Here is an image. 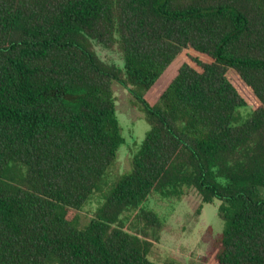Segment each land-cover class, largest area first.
<instances>
[{
    "label": "trees",
    "instance_id": "16d2710c",
    "mask_svg": "<svg viewBox=\"0 0 264 264\" xmlns=\"http://www.w3.org/2000/svg\"><path fill=\"white\" fill-rule=\"evenodd\" d=\"M114 83L150 129L109 185ZM260 188L264 0H0V264H155L163 222L144 205L191 189L221 203L206 264H264Z\"/></svg>",
    "mask_w": 264,
    "mask_h": 264
},
{
    "label": "rangeland",
    "instance_id": "374dc122",
    "mask_svg": "<svg viewBox=\"0 0 264 264\" xmlns=\"http://www.w3.org/2000/svg\"><path fill=\"white\" fill-rule=\"evenodd\" d=\"M95 50L103 60L124 67L123 57L117 50L106 49L98 43H95ZM114 95L124 144L118 150L116 165L108 173L109 185L130 170L132 159L150 129L127 89L114 83ZM108 188L95 193L82 210L75 212L81 227L95 217L104 196L109 193ZM257 194L264 199V188L258 189ZM220 204L218 200L203 204L194 189L181 199L152 196L144 208L154 211L161 218L163 227L155 237L152 236L154 244L150 260L155 264H164L170 259L180 264H206L224 229V222L218 216Z\"/></svg>",
    "mask_w": 264,
    "mask_h": 264
}]
</instances>
